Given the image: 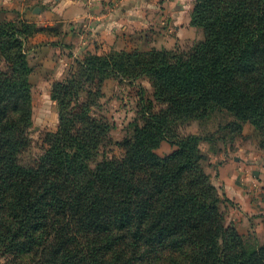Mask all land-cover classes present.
<instances>
[{
  "label": "trees",
  "instance_id": "16d2710c",
  "mask_svg": "<svg viewBox=\"0 0 264 264\" xmlns=\"http://www.w3.org/2000/svg\"><path fill=\"white\" fill-rule=\"evenodd\" d=\"M190 23L203 38L188 52L117 50L87 53L53 83L58 126L34 167L19 159L32 124L33 67L24 44L33 22H0V253L18 264H264L231 223L205 171L199 144L176 125L216 111L250 123L264 146V0H195ZM58 33V32H55ZM146 77L148 105L132 123L122 158L94 162L111 128L97 114L105 79ZM168 139L176 150L154 149ZM165 255V260L161 256Z\"/></svg>",
  "mask_w": 264,
  "mask_h": 264
},
{
  "label": "rangeland",
  "instance_id": "374dc122",
  "mask_svg": "<svg viewBox=\"0 0 264 264\" xmlns=\"http://www.w3.org/2000/svg\"><path fill=\"white\" fill-rule=\"evenodd\" d=\"M52 2L54 0H48V2H45V0H0V22H13L17 25H20V21L33 22L41 29L26 40L24 47L27 53L34 45V36L37 33L44 34L46 39L62 34L63 23L61 21L48 23L36 19L41 13L38 8L41 10V8L49 6ZM152 3L154 24L148 28V36L155 39L156 45L146 50L164 49L188 52L196 42L203 38L202 30L190 23L195 0H152ZM46 39L42 38V40L37 39L35 41L38 43L46 42ZM138 49L140 50L136 43H131L118 50L133 51ZM112 50L102 53H108ZM76 67L77 64L74 67L67 68L62 73L61 78L56 79L49 86L41 78L32 77L30 82L32 90V124L28 131L27 144L19 154V159L23 165L34 167L38 164L40 155L47 148V135L57 130V103L50 98V91L54 82L63 80L70 72L75 71ZM47 75H49V72H47ZM109 79L110 81L107 84L103 82L101 86L99 100L101 108L97 109L96 112L107 119L111 128L99 146V153L94 162L90 163L91 167H94L95 163L100 161L104 155L122 158L125 154L122 146L124 139L134 131L132 123L137 122L139 125H143L144 119L148 116V105H151L152 111L158 112L160 109L159 103L154 99V90L148 78L139 77L121 81L114 78ZM233 119L232 115L223 110L214 112L205 120L193 119L176 125V131L180 136L197 134L203 138L209 137L210 140H202L199 144L200 150L205 156L202 164L218 192L225 196L223 188L220 184H215L213 177L214 175L216 177L218 166L223 162L233 161V157L237 160H245L244 162H247V160L261 161L262 154H264V146L260 144V135L253 125L244 123L242 129L234 131L229 127L225 128V124ZM175 150L176 145L168 139H164L154 149V152L160 157H165ZM231 208H235L233 202L221 206L225 214L226 224H229L226 216ZM242 236L252 244H262L252 233ZM161 256L165 260V255L162 254ZM19 258L20 256L0 253V264H18ZM159 264L166 263L160 261Z\"/></svg>",
  "mask_w": 264,
  "mask_h": 264
},
{
  "label": "crops",
  "instance_id": "0c3cea01",
  "mask_svg": "<svg viewBox=\"0 0 264 264\" xmlns=\"http://www.w3.org/2000/svg\"><path fill=\"white\" fill-rule=\"evenodd\" d=\"M38 11L39 21H61L62 34L48 39L42 33L34 36L28 51L33 67L30 82L34 76L49 86L87 52L118 50L131 43L140 50L156 45L148 36V28L154 24L152 0H54ZM42 38L47 41H35ZM109 81L107 78L104 84ZM233 158L219 165L213 176L235 207L229 210L227 222L240 234L252 233L264 244V154L261 161Z\"/></svg>",
  "mask_w": 264,
  "mask_h": 264
}]
</instances>
